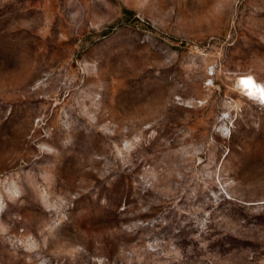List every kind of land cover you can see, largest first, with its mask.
I'll list each match as a JSON object with an SVG mask.
<instances>
[{"label": "rangeland", "instance_id": "374dc122", "mask_svg": "<svg viewBox=\"0 0 264 264\" xmlns=\"http://www.w3.org/2000/svg\"><path fill=\"white\" fill-rule=\"evenodd\" d=\"M249 75L264 0H0V264H264Z\"/></svg>", "mask_w": 264, "mask_h": 264}, {"label": "bare ground", "instance_id": "6f19581e", "mask_svg": "<svg viewBox=\"0 0 264 264\" xmlns=\"http://www.w3.org/2000/svg\"><path fill=\"white\" fill-rule=\"evenodd\" d=\"M247 80H250L251 81V87H246L244 83V86L248 92H246V95L250 96L252 99H255V100H258V101H261L264 103V100L261 99V95H262V92H264V86L262 84H259L258 82H256L255 78L253 76H245L243 78V81H247ZM256 86H259V90L257 89Z\"/></svg>", "mask_w": 264, "mask_h": 264}, {"label": "snow or ice", "instance_id": "6c2138e0", "mask_svg": "<svg viewBox=\"0 0 264 264\" xmlns=\"http://www.w3.org/2000/svg\"><path fill=\"white\" fill-rule=\"evenodd\" d=\"M242 83H244L245 86H247V85H250L251 84V81L250 80L242 81ZM261 99L264 100V94L261 95Z\"/></svg>", "mask_w": 264, "mask_h": 264}, {"label": "clouds", "instance_id": "9594fccd", "mask_svg": "<svg viewBox=\"0 0 264 264\" xmlns=\"http://www.w3.org/2000/svg\"><path fill=\"white\" fill-rule=\"evenodd\" d=\"M252 85L250 84V85H247L246 87H251ZM257 87V89L259 90V86H256ZM262 94H264V92H262Z\"/></svg>", "mask_w": 264, "mask_h": 264}]
</instances>
